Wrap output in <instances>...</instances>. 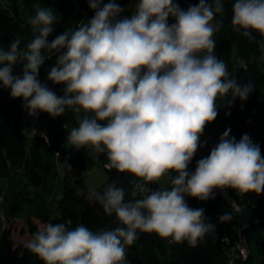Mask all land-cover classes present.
Instances as JSON below:
<instances>
[{"label":"clouds","instance_id":"clouds-1","mask_svg":"<svg viewBox=\"0 0 264 264\" xmlns=\"http://www.w3.org/2000/svg\"><path fill=\"white\" fill-rule=\"evenodd\" d=\"M87 3L94 15L51 41L61 18L51 7H37L27 21L32 39L25 47L20 38L7 49L0 46V88L21 99L29 117L43 112L55 119L71 110L78 126L67 132L66 143L106 155V168L142 182L132 185L127 200L115 182L89 193L121 226L92 231L83 224L70 227L71 220L48 223L24 247L43 264H126V246L135 243L138 232L196 247L216 225L203 208L189 207L185 197L207 201L215 198L214 190L225 189L264 192L259 145L248 134L237 141L230 128L188 171L200 136L218 115L217 100L227 98L228 106L237 98L246 101L254 90L251 82L240 84L232 77L215 55L221 0L214 5L198 0L186 10L174 0H136L130 17H121L124 8L115 0ZM232 13L234 31L264 36V0H235ZM53 56L47 80L63 85V95L38 79L40 67ZM16 64L23 65L19 75L13 74ZM21 132L37 134L35 129ZM164 177L170 187H147ZM232 217L225 212L218 219L226 223Z\"/></svg>","mask_w":264,"mask_h":264},{"label":"trees","instance_id":"trees-1","mask_svg":"<svg viewBox=\"0 0 264 264\" xmlns=\"http://www.w3.org/2000/svg\"><path fill=\"white\" fill-rule=\"evenodd\" d=\"M0 46L5 47L10 44V27L17 24L21 34L31 31L28 19L35 14L37 7H51L61 18L54 25V32L49 36V41L61 34L65 29L75 30L82 22L79 17L72 13L67 4L74 0H0ZM18 1L19 4L18 5ZM129 0H116L124 12L121 17H130L127 2ZM181 9H187L191 5L198 3V0H174ZM214 5L215 0H209ZM235 0H221L223 11L218 13L216 20L221 22L220 30L213 36L216 41L215 55L223 60L227 65L232 77L236 78L240 84L251 82L254 90L246 101L238 98L228 106L227 98L218 99V115L211 125L217 128L218 139L223 132L230 128V136L238 141L243 134L250 137L260 135L264 132V71L261 68L259 59L264 55V36L254 32L252 37H245L233 30L231 24L232 6ZM23 8L24 15L19 13ZM94 15L90 10L89 19ZM246 65V69L243 67ZM52 90L57 95H63V85L51 84ZM230 98V94L229 97ZM22 100L12 99L9 90L0 96V178L6 180V185L0 189V197H3L4 189L8 185L23 184L26 191L19 194L10 208L7 228L4 229L0 238V264H43L34 254L29 252L25 243L31 239L32 234L38 228L48 223H63L71 220L70 227L83 224L92 231L101 229H114L121 226L115 222V217L107 216L103 212L101 205L96 203L90 196L84 177L71 179L64 178V188L62 199L57 204L54 216L50 212V203L39 193V189L46 193H53V182L55 178V166L45 163L41 156L43 143L35 142L30 148H26L24 135L20 131L22 124ZM225 113H230L225 115ZM58 128L47 131L50 136V145L54 148L59 157L66 155L67 163L88 171L92 166L100 163L106 173V182L94 189L102 192L109 183L115 182L118 187H122L126 196L131 199L132 185L139 181L138 178L129 173H120L115 169L109 170L105 167L108 163L104 154H89L87 148L75 150L73 146L66 149L62 143V138L66 136V129L77 127V118L71 110H67L64 115L55 118ZM205 131V129H204ZM60 137L61 141L58 139ZM204 158L195 153L188 171L195 170L198 160ZM20 173H23L25 184ZM174 175V174H173ZM150 189L161 188L159 182L147 185ZM167 187H170L169 177ZM215 191V198L207 201H199L194 198L185 197L189 207L203 208L204 215L208 222L216 225L215 232L209 233L201 240L196 247H191L185 241L181 244H170L167 239L159 237L155 233H137V240L131 246H126V264H227V247L222 242L224 227L235 223H220L219 216L231 209L220 207L219 190ZM247 199L248 204L253 207L261 201L254 198ZM30 205L29 213L26 217L14 219L17 213L24 211L25 206ZM15 221V224L13 222ZM24 238L14 241V236ZM245 239L246 234L244 232ZM247 249L248 243L246 239ZM254 258L249 256L240 260L237 264H253Z\"/></svg>","mask_w":264,"mask_h":264},{"label":"crops","instance_id":"crops-1","mask_svg":"<svg viewBox=\"0 0 264 264\" xmlns=\"http://www.w3.org/2000/svg\"><path fill=\"white\" fill-rule=\"evenodd\" d=\"M103 2L107 3L108 0H103ZM5 3H7L6 0ZM135 3L136 0H129L126 4L130 16L134 10ZM18 5H20L19 1ZM68 9L72 13L76 14L83 23H86L89 19V12L91 9L88 7L87 0L70 1ZM19 13L21 15H24V9H19ZM168 22L169 24H172L174 22L173 18L170 17ZM10 37L11 40L20 38L21 48H24L25 45L32 39V32L27 31L21 34L18 25L12 24V26L10 27ZM54 61L55 58L45 60L46 64H48V67L54 66ZM22 66V64H16L13 68V74H21ZM21 115L22 124L20 127V131L22 129H28L29 131L35 129L37 131L38 128H45L52 131L58 128L57 120L51 118L47 113L41 112L35 118H33L29 117L27 111L24 109ZM24 139H28L30 148L34 143V137L32 138L30 136H24ZM251 139L253 143L259 145L261 155L262 157H264V132L260 135L251 137ZM200 142L201 147L197 150L196 153L200 154L203 157H206L209 154L211 148L218 142V131L215 128H212L211 123L206 125L205 131L200 136ZM18 188V185H8L4 189V201L2 203L0 202V213L3 211L5 212L7 221L10 214V208L15 198H13V194ZM8 195H12V199H10ZM219 196L220 207L232 210L229 211L233 214V217L229 222L235 223L236 225L244 229L248 243L249 256L258 260V263L264 264V199L261 200L257 208H253L247 202V199H251V196L248 193L243 194L240 192H235L232 189H225L224 191H219ZM237 208L239 209L238 211ZM6 222L3 223L0 220V238L5 229L4 227Z\"/></svg>","mask_w":264,"mask_h":264},{"label":"rangeland","instance_id":"rangeland-1","mask_svg":"<svg viewBox=\"0 0 264 264\" xmlns=\"http://www.w3.org/2000/svg\"><path fill=\"white\" fill-rule=\"evenodd\" d=\"M116 2V0H115ZM69 3L67 4V7H69ZM174 20V19H173ZM81 21V20H80ZM175 22V21H174ZM173 22V23H174ZM55 58V56L52 57V59ZM259 63L261 64V68L264 71V55L262 56V58L259 59ZM48 70V64H46V62L44 63L43 66L40 67L39 69V75L38 76H44L47 73ZM52 82L49 83V88L52 90ZM3 88H0V96L1 93L3 94ZM75 114V113H74ZM76 116V114H75ZM77 118V116H76ZM78 126V123H77ZM212 128H215L217 130L216 127H214L213 125H211ZM39 129H44V128H38ZM38 130L36 131L38 133ZM45 130V129H44ZM71 129L68 128L66 129V136H64L62 138V143H64L66 145V149H69L71 147L70 144L66 143V138H67V132H69ZM45 131H49L48 129H46ZM47 134V133H46ZM58 136V134L56 135ZM48 142H44V140L40 139L37 134L34 137V141L35 142H40L43 143L42 147H41V156L42 159L45 163H50L53 164L55 166V178H54V182H53V193L49 194L46 192H43L42 190H38L39 193L42 195V197L50 203V212L51 215L54 216L56 213V209H57V204L58 202L62 199V195H63V188H64V178L66 176L71 177V179H77L79 177H84V182H85V186L87 188L88 191H92L96 188H98L100 185H102L103 183L106 182V173L105 170L103 168V166L100 163H97L96 165L92 166L88 171H82L79 168L76 167H71V170H69L67 168V161H66V155H63L62 157H59L57 155V153L55 152L54 148L49 144L50 143V136L48 134ZM60 137L58 136V139ZM61 141V139H59ZM25 144H26V148H29V142L28 139L25 140ZM87 151L89 154H94L93 150L90 147H86ZM69 165V164H68ZM20 177H22V179L24 180L25 184H27L28 182L26 181L23 173H20ZM6 180L4 178H0V189H2L1 187L6 185ZM160 187H167L168 184V177H164L161 179V181H159ZM11 186V185H10ZM19 188L15 191V193L13 194V198L17 197L19 194L23 193L26 191L27 188H25V186H23V184H19L18 185ZM249 195H252V198H254L257 201H261L264 199L263 197H258L255 196L254 193L249 192ZM10 199H12V195H8ZM14 198V200H15ZM13 200V201H14ZM4 201L3 197H0V202L2 203ZM258 205L253 206V208H257ZM31 206L30 205H26L25 209L23 212L21 213H17V217L14 216V219L17 218H23L26 217L29 213V208ZM0 220L5 223L7 221V216L5 215V212H1L0 213ZM8 221L5 224L4 228H7ZM13 224H15V221L13 222ZM236 225V224H235ZM225 228V227H224ZM24 238H18L17 235L14 236V241L16 244H19L18 240H23ZM253 264H262V263H258V260L254 259V263Z\"/></svg>","mask_w":264,"mask_h":264},{"label":"built area","instance_id":"built-area-1","mask_svg":"<svg viewBox=\"0 0 264 264\" xmlns=\"http://www.w3.org/2000/svg\"><path fill=\"white\" fill-rule=\"evenodd\" d=\"M48 82H51V81H48L47 79H45L44 81H41V83H44L49 87ZM2 91L3 93H6L8 89L3 88ZM44 129H39L37 136L40 139L44 140V142H46L41 134L45 135L47 137V142H48L49 140L48 132L45 131L46 129L45 130ZM255 196L263 197L264 192H262L259 195L255 194ZM222 242H224L227 247L226 249L227 250V264H237V262L240 261L241 259L244 260L248 257V249H247L246 239L244 235V229L241 228L240 226L235 225V224L227 225L224 228Z\"/></svg>","mask_w":264,"mask_h":264},{"label":"bare ground","instance_id":"bare-ground-1","mask_svg":"<svg viewBox=\"0 0 264 264\" xmlns=\"http://www.w3.org/2000/svg\"><path fill=\"white\" fill-rule=\"evenodd\" d=\"M51 67H48L47 73L44 76H38V79L40 81H44L45 79H47V75H48V71L50 70ZM50 82H48L49 84Z\"/></svg>","mask_w":264,"mask_h":264}]
</instances>
